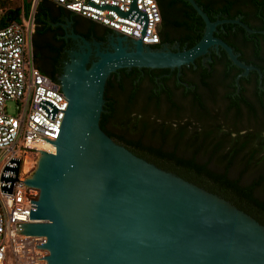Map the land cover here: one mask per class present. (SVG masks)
<instances>
[{
	"label": "water",
	"instance_id": "95a60500",
	"mask_svg": "<svg viewBox=\"0 0 264 264\" xmlns=\"http://www.w3.org/2000/svg\"><path fill=\"white\" fill-rule=\"evenodd\" d=\"M205 22L197 44L173 51L114 32L109 47L81 38L70 53L60 92L69 102L59 136L40 151L35 172L24 181L39 188L32 223L17 224L26 236H46L48 264H264V224L232 201L138 156L102 127L106 86L121 69H181L213 50H225L243 69L263 71L240 59L218 37V27L240 18L213 21L197 0H188ZM136 7V4H134ZM94 56V59L92 57ZM19 171V168H16Z\"/></svg>",
	"mask_w": 264,
	"mask_h": 264
},
{
	"label": "trees",
	"instance_id": "16d2710c",
	"mask_svg": "<svg viewBox=\"0 0 264 264\" xmlns=\"http://www.w3.org/2000/svg\"><path fill=\"white\" fill-rule=\"evenodd\" d=\"M157 1L165 21L185 28L186 36L181 44L187 48L197 44L204 34L205 22L191 3L182 0L184 6L178 11L176 6L181 0H166V4ZM197 2L213 21L221 14L219 18H241L251 28L259 29L251 23L255 18L264 28V0ZM56 5L51 0H42L37 9V22H45ZM4 7L7 9L5 24L20 21L23 14H29L31 0H5ZM173 9L179 17L178 14L167 15ZM87 19L92 30L107 28ZM219 30L221 33L216 32V35L228 42L242 61L256 65L264 72V52L257 41L264 34L250 33L243 26L232 23L219 26ZM160 33L162 39H168L163 24ZM254 43L258 44L252 47ZM211 57L213 60L208 61V65L202 58L191 65L196 67V76L190 81L195 87L185 88L179 84L186 89L184 96L190 98L189 105L169 94L168 110H163L161 92L153 91V97L143 105L137 102V84L134 81L129 86L127 68L113 73L106 86L107 102L101 125L113 139L124 143L138 156L232 201L264 224V90L259 86V73L253 70L249 78L241 77V92L237 93V78L243 69L235 65L223 49L220 52L213 50ZM41 71L57 81L54 75ZM253 75L256 78L252 97L245 92L244 84L253 82ZM207 90L210 91V102L206 99ZM118 104L122 105V111L117 108ZM111 116L116 117L121 133L107 131L105 122Z\"/></svg>",
	"mask_w": 264,
	"mask_h": 264
},
{
	"label": "built area",
	"instance_id": "2783aa9c",
	"mask_svg": "<svg viewBox=\"0 0 264 264\" xmlns=\"http://www.w3.org/2000/svg\"><path fill=\"white\" fill-rule=\"evenodd\" d=\"M0 0V264H48L46 236H26L17 224L32 223V200L40 189L24 181L35 172L47 140H56L69 102L61 85L37 66L33 35L42 0H31L28 15L6 24ZM110 30L144 44L161 43L163 15L157 0H51ZM136 4V7H134ZM17 103L18 115L8 112V101ZM19 168V171L16 168Z\"/></svg>",
	"mask_w": 264,
	"mask_h": 264
},
{
	"label": "flooded vegetation",
	"instance_id": "af4514ba",
	"mask_svg": "<svg viewBox=\"0 0 264 264\" xmlns=\"http://www.w3.org/2000/svg\"><path fill=\"white\" fill-rule=\"evenodd\" d=\"M164 4H166V0H161ZM184 6V2L181 0L176 8L178 11L181 7ZM180 16L175 9L170 10L167 15L170 16ZM221 14H217L218 18ZM227 17V16H225ZM223 17V18H225ZM228 18V17H227ZM37 19V14H36ZM241 19V18H240ZM243 21V20H242ZM251 23L255 26H259V29L252 28L256 30L254 33L264 34V28H262L263 24L258 20L253 18ZM163 27L168 39H162L161 43L154 48H164L168 46L173 51L179 50L177 46H180L181 50L189 49L187 45H182L181 40L185 35V28L180 27L178 25H173L168 21H165L163 18ZM250 27V26H249ZM219 34L221 31H218ZM251 33V32H250ZM73 34H79L82 37H85L89 41L98 40L102 42L103 48L109 47V39L114 36V32L108 30L104 27H97L92 30L91 22L80 15H72L70 14L64 7L56 5L49 13L45 19V22L38 23L33 35V49L35 60L41 70L47 72L51 75H54L57 82L60 84V77L63 75L65 70V65L68 60H70V53L75 49H79V42H82L81 38L74 39ZM186 36V35H185ZM219 37V36H218ZM221 38V37H220ZM223 39V38H222ZM258 43L263 48L264 52V37L260 36L257 38ZM258 43H254L251 46H255ZM256 48V47H255ZM216 51V50H215ZM217 52V51H216ZM94 59V56L92 57ZM202 62L205 65H208L207 62ZM198 67V66H197ZM220 72H222L223 66L220 65ZM258 67V66H257ZM260 68V67H259ZM164 69H151V68H142L135 71L133 68L128 69L127 81L129 86L132 85V82L135 81L137 84V88L135 89L136 97L138 98L137 102L140 105L150 97H153L152 93L161 92L160 102L162 103L163 110H168L169 100L168 96L171 94L173 99L180 100L185 105H189L190 98H186L184 93L186 91L185 88L195 87L194 84H191L190 81L193 77L196 76L195 70L196 67H192L191 65H185L181 69H174L170 71H163ZM177 70V71H176ZM263 71V70H262ZM258 72V71H257ZM250 74L248 75V78ZM253 82H245L244 88L245 92L248 96L253 97V93L255 90L254 78L256 75H253ZM260 77V74H259ZM252 80V79H251ZM263 81H264V72H263ZM179 84H183L185 88H181ZM264 84V83H263ZM260 86V85H259ZM264 90V89H263ZM241 92L238 87L237 93ZM210 91L206 92V99L210 102L208 98ZM121 104L117 105L119 111H122ZM121 108V109H120ZM117 111V110H116ZM119 113H117L118 115ZM121 114H119L120 116ZM105 126L107 131L114 133L119 132V125L117 124V120L115 116H111L105 122ZM120 142V141H119ZM123 144L124 143H120Z\"/></svg>",
	"mask_w": 264,
	"mask_h": 264
},
{
	"label": "rangeland",
	"instance_id": "374dc122",
	"mask_svg": "<svg viewBox=\"0 0 264 264\" xmlns=\"http://www.w3.org/2000/svg\"><path fill=\"white\" fill-rule=\"evenodd\" d=\"M8 106V112L12 115H18L19 111L17 109V103L15 101H8L7 103Z\"/></svg>",
	"mask_w": 264,
	"mask_h": 264
},
{
	"label": "bare ground",
	"instance_id": "6f19581e",
	"mask_svg": "<svg viewBox=\"0 0 264 264\" xmlns=\"http://www.w3.org/2000/svg\"><path fill=\"white\" fill-rule=\"evenodd\" d=\"M46 146V145H45ZM45 146H43V147H41V148H43V150L45 149Z\"/></svg>",
	"mask_w": 264,
	"mask_h": 264
}]
</instances>
